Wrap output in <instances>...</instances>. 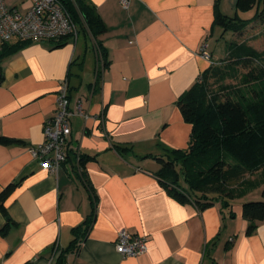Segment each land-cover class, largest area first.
Returning a JSON list of instances; mask_svg holds the SVG:
<instances>
[{
  "label": "crops",
  "instance_id": "obj_1",
  "mask_svg": "<svg viewBox=\"0 0 264 264\" xmlns=\"http://www.w3.org/2000/svg\"><path fill=\"white\" fill-rule=\"evenodd\" d=\"M87 1L106 27L103 57L82 35L18 47L0 40V50L15 49L0 60V138L18 141L0 144V192L18 183L9 217L0 213V264H56L55 252L75 241L67 264H264V221L246 235L241 216L243 203L263 200L264 184L227 208L199 210L168 192L155 160L188 147L192 128L176 102L221 62L230 33L213 26L215 5L235 12L237 0H130L126 9ZM65 82L90 115L71 119V144L89 158L80 175L70 162L54 175L29 151ZM121 230L145 236L147 251L119 256Z\"/></svg>",
  "mask_w": 264,
  "mask_h": 264
},
{
  "label": "trees",
  "instance_id": "obj_2",
  "mask_svg": "<svg viewBox=\"0 0 264 264\" xmlns=\"http://www.w3.org/2000/svg\"><path fill=\"white\" fill-rule=\"evenodd\" d=\"M58 1L79 35L92 39L95 50L97 47L103 57L98 37L106 27L94 7L87 0ZM252 10L251 19L238 15ZM213 23L223 34L243 35L253 24L264 25V0H237L233 17L224 15L216 4ZM18 43L17 47L29 42ZM14 50L3 47L0 60ZM103 63L107 65L105 60ZM71 93L69 87V98ZM176 105L184 122L192 128L188 147L167 150L155 159L161 166L158 177L176 200L191 201L199 210L214 202L227 208L232 201L264 184V51H257L246 41H228L221 62L211 64L178 97ZM17 142L0 138L3 145ZM88 160L82 157V168ZM84 182L93 198L90 185ZM17 184H9L0 192V213L6 218L9 216L5 202ZM261 195L263 200L241 206V216L248 222L246 235L264 221V190ZM76 233L77 229L73 230ZM75 242L59 254L56 264H67L65 256Z\"/></svg>",
  "mask_w": 264,
  "mask_h": 264
},
{
  "label": "built area",
  "instance_id": "obj_3",
  "mask_svg": "<svg viewBox=\"0 0 264 264\" xmlns=\"http://www.w3.org/2000/svg\"><path fill=\"white\" fill-rule=\"evenodd\" d=\"M130 0H120V5L127 8ZM23 12L16 6H8L6 0H0V40L22 42H59L70 37L76 41L79 33L77 26L66 13L58 0H21ZM208 60L206 52L201 54ZM69 86L62 83L56 95L55 114L43 124V140L39 146L30 148L34 159L50 173L56 175L62 165L70 162L72 172L80 175L83 171L82 155L71 144V119L89 118L82 100L71 101L68 97ZM98 119L97 117H93ZM101 119V117H100ZM99 119V120H100ZM115 251L122 258L138 257L147 251V238L132 235L126 230L117 234ZM60 252L56 251L55 256Z\"/></svg>",
  "mask_w": 264,
  "mask_h": 264
},
{
  "label": "rangeland",
  "instance_id": "obj_4",
  "mask_svg": "<svg viewBox=\"0 0 264 264\" xmlns=\"http://www.w3.org/2000/svg\"><path fill=\"white\" fill-rule=\"evenodd\" d=\"M9 1H13V0H9ZM16 1L17 2H13V4L16 7H19L21 5V0H16ZM222 13L224 15L229 16V17H233L235 14L234 11L225 10V9H223ZM253 13H254V10H252L250 12H245V13L238 12V15H241V17L243 16V19L246 20V19H251L252 16L254 15ZM230 40L237 41V42L246 41L254 49H256L259 52H262V51H264V25L260 26L257 24H253L250 27H248V29L246 30V32L243 35L229 34L227 37V41H230ZM220 45H222V44H220ZM96 51L98 52V54L100 56L101 54H100V51L98 50L97 47H96ZM223 58H224V55H222V59ZM182 184H183V186H185L184 182Z\"/></svg>",
  "mask_w": 264,
  "mask_h": 264
}]
</instances>
